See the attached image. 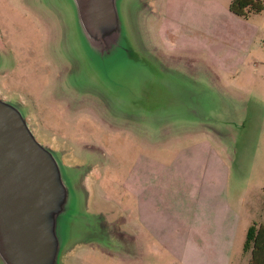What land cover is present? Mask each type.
Masks as SVG:
<instances>
[{
    "label": "rangeland",
    "instance_id": "1",
    "mask_svg": "<svg viewBox=\"0 0 264 264\" xmlns=\"http://www.w3.org/2000/svg\"><path fill=\"white\" fill-rule=\"evenodd\" d=\"M230 1L123 0L132 53L116 63L56 0H0V91L85 165V208L113 238L68 264L248 263L247 230L264 224V10L238 17Z\"/></svg>",
    "mask_w": 264,
    "mask_h": 264
},
{
    "label": "water",
    "instance_id": "2",
    "mask_svg": "<svg viewBox=\"0 0 264 264\" xmlns=\"http://www.w3.org/2000/svg\"><path fill=\"white\" fill-rule=\"evenodd\" d=\"M122 2L56 0V5L63 24L72 21L73 33L94 57L120 63L132 53L121 20ZM27 104L23 96L0 91V264H68L78 246L103 249L113 238L85 208L92 190L75 168L85 165L66 162L39 137L44 133L31 124Z\"/></svg>",
    "mask_w": 264,
    "mask_h": 264
},
{
    "label": "trees",
    "instance_id": "3",
    "mask_svg": "<svg viewBox=\"0 0 264 264\" xmlns=\"http://www.w3.org/2000/svg\"><path fill=\"white\" fill-rule=\"evenodd\" d=\"M229 10L238 16L247 17L251 13L264 10V0H231ZM244 250H250L247 264H264V224H251L246 233Z\"/></svg>",
    "mask_w": 264,
    "mask_h": 264
},
{
    "label": "crops",
    "instance_id": "4",
    "mask_svg": "<svg viewBox=\"0 0 264 264\" xmlns=\"http://www.w3.org/2000/svg\"><path fill=\"white\" fill-rule=\"evenodd\" d=\"M239 17V16H238ZM241 17V16H240ZM262 25H264V23H262ZM259 28V25L258 26H256V28H255V35L257 34V29ZM252 32H253V34H254V29H252ZM238 36L239 37H242V34H238ZM244 44H245V42H242V44H240V47L242 48L243 46H244Z\"/></svg>",
    "mask_w": 264,
    "mask_h": 264
}]
</instances>
